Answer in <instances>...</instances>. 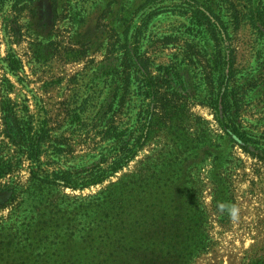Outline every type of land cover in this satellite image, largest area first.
Instances as JSON below:
<instances>
[{"label": "rangeland", "instance_id": "374dc122", "mask_svg": "<svg viewBox=\"0 0 264 264\" xmlns=\"http://www.w3.org/2000/svg\"><path fill=\"white\" fill-rule=\"evenodd\" d=\"M206 2L221 9L230 25L226 46L235 49L238 76L249 78L255 87L241 118L258 141L251 143L250 151L225 134L206 103L212 88L205 66H211L212 48H194L198 40L190 21V1L0 0L3 154L16 155L20 148L8 135V122L30 117L37 128L48 124L50 137L43 144L40 165L45 174L70 169L88 178L101 154H108V162H113L118 152L103 137L105 132L137 129L135 113L144 105L138 90L125 108L117 105L122 96L125 36L130 38L131 53L137 48L150 57L156 76L168 74L167 98L172 105L171 111L154 118L147 141L133 159L122 161L100 184L73 190L41 183L26 158L11 174L2 175L0 165V232L14 237V245L20 234L26 244L55 242L43 255L21 253L10 245L7 264L34 259L55 262L71 253L88 264H122V244L127 237L133 241L123 226L139 215L138 194L158 196L165 203L179 196L193 197V204L196 200L203 205L211 244L191 264H243L248 254L264 253V30L259 32L247 17L237 28L227 0H200ZM231 2L246 12L251 5L264 7V0ZM85 100L92 102L86 125L71 126L67 109ZM175 184L178 188H173ZM98 201L100 213L93 205ZM44 220L53 225L43 238L32 232L34 226L22 225ZM96 225V235H103L92 250L74 246L67 255L63 253V245L71 240L75 244L78 236ZM53 228L56 237L55 230L49 232Z\"/></svg>", "mask_w": 264, "mask_h": 264}, {"label": "trees", "instance_id": "16d2710c", "mask_svg": "<svg viewBox=\"0 0 264 264\" xmlns=\"http://www.w3.org/2000/svg\"><path fill=\"white\" fill-rule=\"evenodd\" d=\"M187 1L192 3L190 21L194 26V39L198 40L194 48L198 51L212 48L210 60L208 59L211 66H205L207 81L212 88V94L206 103L225 134L237 145L249 150L250 146L253 145L251 143L255 144L258 141L254 139L252 132L245 128L241 118L248 95L255 87L249 81V78L238 76V69L235 67L237 58L235 49L226 46V42L230 39V25L223 18L221 9L217 10L207 2L201 4L200 0ZM227 2L232 6V21L237 28L241 25L243 19L247 17L254 28L259 32L261 31V33L263 32L264 7L251 5L246 12L238 10L231 0H227ZM25 8L26 5L20 9L22 11ZM125 39L127 45H122L125 52L121 63L122 96L117 105L122 106V109L125 108L129 97L135 90L136 92L138 90L139 95L142 96L144 105L141 106L140 111L135 113L136 123L139 124L137 129L132 131L130 129L121 131L116 129L105 132L103 137L106 140L109 139L115 145L113 148L116 150L115 152H118L113 162H108V154H101V158L95 164L88 178H81L79 171L70 169L54 170L45 174L40 165L42 163L43 144L50 137L47 122L46 124L43 122V125L37 128L33 118L29 117L25 121H20L14 117V122H8L10 127L8 135L13 143L19 145L20 148L16 150V155L11 156L3 154V146L0 143V165L4 167L2 175L19 171L18 168L26 158L31 163L35 180H40L41 183L45 182V184H51L52 186L58 185L75 190L102 183L104 178L111 175L122 161L128 163L133 159L138 148L147 141L149 128L154 118L157 115H163L165 112L171 111L172 105L167 98L169 85L166 76L168 74L156 76L151 69L150 57L137 48L131 53L128 48L130 38L125 36ZM216 89L217 92L214 93L213 91ZM91 103V100L76 102L73 107L71 106L72 108L67 109V122L71 126L83 128L86 125L85 116ZM103 106L100 107L101 111ZM110 107L113 108L114 105L111 104ZM159 110L160 113L157 112ZM109 119L112 120L113 117H109ZM55 149L61 151L59 147H55ZM42 173L43 177L37 176V174ZM178 184H175L173 188H178ZM36 186H41V184H36ZM9 192L13 196V190H9ZM107 196L109 194L103 197L104 201L105 198L108 199ZM135 196L137 197V205L135 206H138L139 215L134 216L136 221L126 222L125 227L123 226L124 232L126 230V237L127 235H133V241L128 242L127 237L126 242L122 244V264H191L195 257L210 247V234L206 228L208 221L206 209L196 200L193 204V197L184 200V196H179L178 198L169 199L165 203L166 199L161 200L158 196L155 198L146 197L143 194ZM97 198H100V196L97 195L94 199L97 200ZM93 205L98 208L97 212H103L101 202L98 201ZM22 225L26 227L34 226L32 232L43 238L44 231L50 228L53 223L44 220L27 222ZM133 225L137 226L132 228ZM106 227L104 226L102 229L105 230ZM97 229H99L98 225L90 227L85 230V235L78 236L75 244L72 243L74 240H71V244L66 243V245H63L61 248L64 250L63 253L67 255L74 246H77L78 250L88 248L89 251L92 250L94 245H91L103 235L100 233L96 235ZM26 231L27 229L24 228V233ZM49 232H54L55 237L58 235L56 228ZM0 238H2L0 241V264H7L8 261H5V256L9 253L10 245L16 246V250L21 253L36 252L37 255H43L46 248L50 250L54 247L53 243L55 244L54 240L47 241V245H43L38 241L26 244V237H23V234L17 235L16 245H14L15 238L10 235L6 236L4 232H0ZM85 253H88V251ZM75 255V253H71L66 259L55 262H42L40 259H34L31 262H10L8 264H88L75 258ZM243 264H264V253L252 257L248 254Z\"/></svg>", "mask_w": 264, "mask_h": 264}]
</instances>
